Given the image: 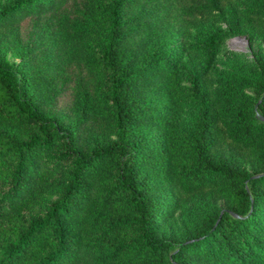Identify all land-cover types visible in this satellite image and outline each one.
I'll return each mask as SVG.
<instances>
[{"label":"trees","instance_id":"1","mask_svg":"<svg viewBox=\"0 0 264 264\" xmlns=\"http://www.w3.org/2000/svg\"><path fill=\"white\" fill-rule=\"evenodd\" d=\"M176 1L182 16L195 19L215 16L227 0ZM147 2L15 0L0 8V28L45 15L51 33L67 47L63 61L84 65L92 81V88L77 89L80 116L64 127L35 99L43 83H53L50 58L43 64L37 50L22 48L13 62L0 46V264H184L166 256L171 241L155 233L162 198L174 192L183 200L210 187L234 205L236 215L217 212L201 241L217 240L233 257L264 263V232L252 234L260 212L254 185L264 184V170L210 162L201 153L200 136L177 130L170 144L177 171L156 176L155 166L165 160L135 125L151 113L148 91L174 86L177 68L162 61L160 47H145L154 22L125 30V12L147 15ZM256 13L264 21V8ZM220 38L215 31L203 39L207 66ZM189 95L201 99L195 78ZM262 114L253 110L239 121L252 142H264ZM99 116L113 138L91 131ZM206 124H198L203 135ZM199 241H182L172 254L193 252Z\"/></svg>","mask_w":264,"mask_h":264},{"label":"rangeland","instance_id":"2","mask_svg":"<svg viewBox=\"0 0 264 264\" xmlns=\"http://www.w3.org/2000/svg\"><path fill=\"white\" fill-rule=\"evenodd\" d=\"M14 1L0 0V8ZM178 7L176 0H148L147 15L129 11L124 14L125 30L129 32H137L150 21L156 24L150 25L145 47H160L162 61L172 62L177 68L174 86L165 83L148 91L146 100L151 113L135 125L143 139L150 146H156L165 160L155 166L156 176L177 171L170 157L172 136L177 130L200 136L201 153L210 162L221 161L248 171L257 170L260 174L264 170V142H252L241 132L239 121L250 116L253 110L263 116L264 107L259 104L264 99V21L256 11L264 8V0H227L220 11L209 18L184 17ZM45 18L42 14L22 24L0 28V46L13 62L20 60L22 48L37 50L38 60L43 64L51 62L48 76L53 83H43L41 92L36 90L35 99L45 111L59 117L64 127H72L82 107L77 89L79 86L82 90L86 86L92 88V81L84 65L78 61H63L67 47L51 33L55 30L48 27ZM215 31L221 32V38L211 65L207 66L203 39ZM132 45L138 46L137 43ZM193 78L199 84L201 99L189 95ZM92 102L95 107L96 100ZM97 118L98 121L90 122L95 125L91 131L96 138L103 135L113 138L107 120L103 116ZM200 122L207 123L204 135L198 130ZM92 143L91 137L85 138L87 148ZM254 188L260 195V212L255 216L252 233L256 235L264 232V198H261L264 184L257 183ZM162 202L155 233L171 241L165 252L168 258L184 264H255L243 256L229 255L224 244L217 240L201 241L204 237H199L200 234L211 225L217 212L228 209L236 215L234 205L216 187L188 195L183 200L171 192ZM193 238L200 239L193 252L172 254L180 242Z\"/></svg>","mask_w":264,"mask_h":264}]
</instances>
